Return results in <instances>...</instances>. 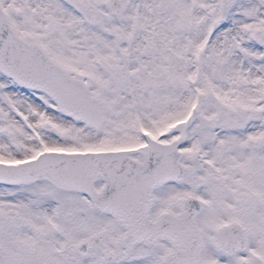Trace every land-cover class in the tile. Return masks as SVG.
<instances>
[{
	"label": "snow or ice",
	"instance_id": "snow-or-ice-1",
	"mask_svg": "<svg viewBox=\"0 0 264 264\" xmlns=\"http://www.w3.org/2000/svg\"><path fill=\"white\" fill-rule=\"evenodd\" d=\"M0 264H264V0H0Z\"/></svg>",
	"mask_w": 264,
	"mask_h": 264
}]
</instances>
